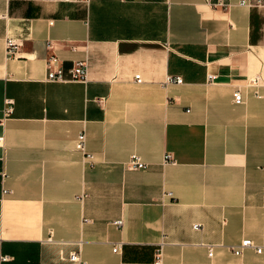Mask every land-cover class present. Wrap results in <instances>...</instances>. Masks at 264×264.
Masks as SVG:
<instances>
[{
  "label": "crops",
  "instance_id": "1",
  "mask_svg": "<svg viewBox=\"0 0 264 264\" xmlns=\"http://www.w3.org/2000/svg\"><path fill=\"white\" fill-rule=\"evenodd\" d=\"M239 1L0 0V264H151L160 242L162 264H264V8Z\"/></svg>",
  "mask_w": 264,
  "mask_h": 264
},
{
  "label": "built area",
  "instance_id": "2",
  "mask_svg": "<svg viewBox=\"0 0 264 264\" xmlns=\"http://www.w3.org/2000/svg\"><path fill=\"white\" fill-rule=\"evenodd\" d=\"M63 1H69V0H63ZM217 6H221L223 8L228 7L229 5H223L221 3L216 4ZM238 6L246 7V8H264V0H240L237 3ZM50 48V46H48ZM19 50V44L15 42L14 40H7L6 44V54L8 57H16ZM57 63V58L55 56L50 57L47 60V66H53ZM86 75V63L84 61H78L74 64L72 69L69 71V78H65L63 76V72L60 69L49 71L45 77L46 82H83L85 80ZM214 75H208L207 81L213 82L215 80ZM134 81L136 83H141V78L139 75L134 76ZM257 79L250 80L249 85H256ZM167 82L172 84L180 85L182 84L183 80L181 77H169L167 78ZM233 102L235 104H241L242 103V96L240 91L237 89L233 93ZM14 111V102L11 99H5L3 103V108L1 110L2 113V120L4 121L6 118L10 117L13 114ZM86 138L83 133L79 134L75 141H74V149L75 151L81 153L83 156V160L89 164H91L94 160V155L92 153L87 152L86 150ZM163 165H169V164H175V160L173 159L171 154L166 153L163 157L162 161ZM124 168L128 171H139V170H145L147 168V164L144 163L137 155H130L129 158L126 160V162L123 164ZM7 176L5 174H2V178L5 179ZM3 193H6L5 190H3ZM166 197H170L171 194H166ZM117 227H121L123 222L122 220H117L113 223ZM232 252L234 255L238 256L243 253L245 249H254L255 252L260 253L262 250L261 246L255 245L251 239H243L238 244L231 246ZM114 252H120L121 250V243H116L113 246L112 249ZM213 253V247L208 248V255L211 256ZM162 255H163V242H160L153 255V260L151 264H162ZM6 256L0 255V260H5ZM68 259L72 262H76L77 264H86L85 261H83L79 255V252H72Z\"/></svg>",
  "mask_w": 264,
  "mask_h": 264
}]
</instances>
